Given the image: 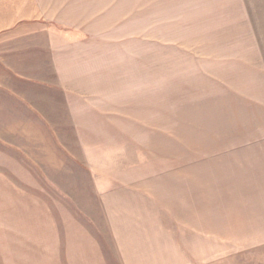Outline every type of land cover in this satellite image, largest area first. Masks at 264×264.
Segmentation results:
<instances>
[{
    "label": "rangeland",
    "instance_id": "1",
    "mask_svg": "<svg viewBox=\"0 0 264 264\" xmlns=\"http://www.w3.org/2000/svg\"><path fill=\"white\" fill-rule=\"evenodd\" d=\"M99 3L93 40L67 44L50 22L0 35V264H120L95 181L133 175L132 160L144 175L161 162L204 173L207 146L264 129V0ZM71 113L100 116L90 122L100 133L78 137L74 123L88 122ZM141 128L150 144L164 129L177 157L131 153ZM197 257L264 264V244Z\"/></svg>",
    "mask_w": 264,
    "mask_h": 264
},
{
    "label": "crops",
    "instance_id": "2",
    "mask_svg": "<svg viewBox=\"0 0 264 264\" xmlns=\"http://www.w3.org/2000/svg\"><path fill=\"white\" fill-rule=\"evenodd\" d=\"M99 2L102 0H0V35L12 28L18 35L19 27L26 34L28 26L29 33L36 32L37 24L50 22L67 44L70 40H93L102 33L94 31L90 21L105 9ZM57 36L50 37L53 57L60 47L55 43ZM4 65L0 61V69ZM69 85L61 87L71 88ZM87 86L99 88L92 80ZM66 104L70 111L68 100ZM72 113L74 122H88L74 123L78 137L100 133L90 123L100 116L86 114L76 119ZM154 131L161 140L152 144L142 139L143 130L134 132L131 153L139 158L141 149L154 147L164 156L177 157V151L166 150L162 143L165 130ZM239 137L246 139L207 146L198 159H204V173L191 165L189 176H177V162L170 166L161 162L155 171L144 175L136 168L138 160H132L126 168L133 175L109 177V183L107 179L94 182L120 264H185L187 257L190 261L193 257L194 264L199 251L211 261L264 244V129L255 128ZM85 147L83 142V150Z\"/></svg>",
    "mask_w": 264,
    "mask_h": 264
}]
</instances>
